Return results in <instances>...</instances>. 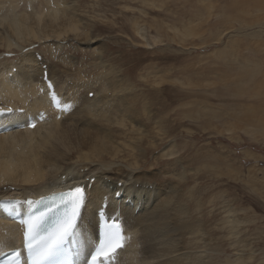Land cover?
I'll return each instance as SVG.
<instances>
[{
    "label": "rangeland",
    "instance_id": "1",
    "mask_svg": "<svg viewBox=\"0 0 264 264\" xmlns=\"http://www.w3.org/2000/svg\"><path fill=\"white\" fill-rule=\"evenodd\" d=\"M67 1L68 9H73L71 13L76 12L80 26L89 28L85 31L83 43H79V38L68 32L65 38L60 37L57 40L54 38L53 42L40 40L33 46L26 45L30 51L35 50L39 53L43 57L44 66H50L56 74L55 78L60 81L75 77L77 72L83 75L89 73L90 77L101 73L104 69L96 62L100 58L105 69L113 68L112 72L118 71L117 76L120 77L125 91L129 90L130 95L135 96L134 101L126 103L130 110L136 112L143 106L150 107L151 110H155L156 120L169 122L166 130L170 134L164 128L157 127L156 123L152 124L154 120L140 127L143 151V155L138 159L140 169L133 171L130 163L119 158L110 162L104 161L102 165L90 163L89 167H92L90 170H99L103 167L101 170L109 172L123 168L134 174H143L148 179H152L147 185L153 191L159 186V182L164 183L167 190L179 188L176 194L184 209L188 202L199 204L202 208L201 215H203L205 230L188 236L192 242L186 245L181 258L188 257L192 260L195 256L202 264H226V259L237 258L238 253H243L245 256L253 253L254 260L248 264H264V182L260 180L263 178L262 170L264 169V135L258 134L264 130L260 127V123L264 121V10L255 14L252 8L254 5L252 3L264 4V0ZM150 1L154 2L155 8L151 7ZM237 3H241L242 7L237 8L239 5ZM206 4L210 8L208 13L204 11L203 19H206V22L194 30V34L201 38L183 43L171 35L167 40L165 32L156 31L159 30L158 26L162 20L164 23L172 24L173 22L174 25L180 21L187 22L188 19H192L191 16L197 8L202 10ZM173 17L177 19L176 24L172 20ZM132 18H136L139 24L138 34H135L128 25ZM229 18L232 21L231 24H225L224 21H228ZM257 18L261 21L257 22ZM185 25L192 26V24ZM3 35L7 37L6 33ZM193 44L201 47H194ZM60 46H66L64 51L57 50ZM16 47V44L12 46V48ZM0 49L3 50L2 47ZM40 51H45L49 60L57 64L56 67L44 58ZM221 51H224L225 58L230 59L229 63L235 65V68L246 67L245 71L234 74L235 77H229L230 80L235 79L237 86L235 89H241L239 94L236 93L237 96L230 95L227 88V96L214 95L215 89L221 91V88L211 83L215 82L218 75L223 80L226 79L221 76L220 65L210 64V58L213 55H219ZM8 56L9 61H15L18 58L15 54ZM57 59L59 60L56 61ZM95 63L96 69L93 68ZM78 66L82 69L77 70L75 67ZM207 68L213 69L206 70ZM161 77L173 83L155 85L150 81L159 80ZM134 78L138 80L134 81ZM243 78H245L244 82ZM109 80L113 82L112 78ZM181 80L182 83L186 80L190 81L189 92L180 84ZM240 83H246V86L239 85ZM247 88L249 92L243 93L244 90L247 91ZM258 91L260 96L250 97L251 92ZM179 92L183 94L180 95ZM231 92L234 94L233 91ZM92 95L89 93L88 98L91 99ZM253 106L256 109L253 115L258 119L257 125L256 123L250 125V121L247 122L249 118L243 117V111ZM194 107L205 108L203 110L206 114L204 130L198 127L203 122L197 121V118L193 120L183 118L188 116V112L195 113ZM252 120L255 121V119ZM234 123L237 127L232 128L230 124ZM77 124L75 120L67 122L69 129ZM158 126L161 127V125ZM43 129L42 135L48 132L50 127ZM128 136L136 139L135 134H128ZM65 145L69 149L73 148V144L65 143ZM184 145H186L185 148ZM61 150L68 153L63 147ZM248 154L250 155L246 156ZM120 155L125 156V153ZM161 155L166 156L161 157ZM66 164L73 168L77 166L88 168V162L80 163L76 156L66 161ZM227 168L230 171H227ZM69 171L63 172L62 168L57 169L53 179H60L59 176L62 173L66 174ZM182 174L187 177L184 184L175 180L176 177L179 180ZM251 175L255 176L254 180L250 178ZM164 176L172 179L167 181V177L164 179ZM98 177L96 174L94 176L90 174L84 177L83 183L90 178L95 180ZM113 177L115 175H112ZM171 181L174 184H170ZM130 182H127V185H130ZM106 183L109 186L110 182ZM9 185L10 189H13L9 196L18 198L23 192L19 187L21 184L18 187H16L17 184ZM90 186H88L89 189ZM132 187L136 189L137 186ZM160 201L154 198L152 206L150 207V203L146 206L147 209L150 208L149 210L152 211ZM227 205L237 208L236 210H246V213L238 210L235 218L237 219L240 215L241 219L238 221L243 222L245 220L242 215L246 214L243 216H246L248 221L242 224L240 238L234 249L231 246L233 239L229 232ZM190 206L192 207H189V213L194 215L196 206ZM137 212L145 213L142 209H137L135 213ZM205 245L209 250L204 251ZM198 256L201 258L199 259Z\"/></svg>",
    "mask_w": 264,
    "mask_h": 264
},
{
    "label": "bare ground",
    "instance_id": "2",
    "mask_svg": "<svg viewBox=\"0 0 264 264\" xmlns=\"http://www.w3.org/2000/svg\"><path fill=\"white\" fill-rule=\"evenodd\" d=\"M67 2V0H0V47L3 48V50L0 49V53L6 51L0 54V109L8 110L11 108L13 110L10 115L0 117L1 130L4 128L8 129L5 130L7 132H0V199H36L77 186L86 187L85 206L82 208L78 219L79 243L81 241L85 243L86 240L90 244L92 236L96 239V211L102 198L106 196L109 199L107 201L108 218L117 220L118 217L125 232L123 248L116 251L113 264H202L195 256H193L192 260L188 259V257H180L186 250V245L192 242V239H188V236L205 230L203 215H201L202 208L199 204L188 202L184 209L176 194L179 188L174 187L167 190L165 184L159 182V186L153 191L147 185L150 184L152 179H148L143 174H134L132 171H126L123 168L107 172L101 170L103 167L99 168V170H90L92 167H89L90 163L102 165L104 161L110 162L113 159L121 158L131 164L133 171L134 169H140L138 159L143 155L141 148L142 131L140 127L146 126L150 121L154 120L152 124L156 123L157 127L166 130L169 122L156 120L155 110H151L150 107L143 106L141 110L136 112L130 110L126 103L134 101L135 96L130 95L129 90L128 92L125 91L120 82V77L117 76L118 71L114 70L112 72L113 68L105 69L100 58L96 62H98L97 65L102 66L104 69L101 73L90 77L89 73L83 75L77 72L75 77L60 81L55 78L56 74L50 66H44L43 57L36 53L35 50L30 51V48L26 46H33L35 42L40 40L53 42L54 38L56 40L60 37L65 38V34L68 32L76 35L79 38V43H83L85 31L89 28L84 25L80 26L76 12L71 13L73 9H68ZM153 3L151 2V7L154 6L155 8ZM252 4H254L252 8L255 14L263 12L264 4L260 2ZM237 5V8L242 7L241 3H237ZM204 9L203 7L202 10L197 8L195 13L192 12L194 13L191 16L192 19L186 20L187 22L180 21L177 25H174L173 22L172 24L164 23L162 20L158 26L159 30H155L157 32H165L167 40L171 35L177 41L180 40L183 43L192 42L201 38V36L194 34V30L206 22V19H203L204 11L208 13L210 10L209 5L206 4ZM172 20L175 21L177 19L173 17ZM136 21V18H132L128 25L135 34H138L139 24ZM260 21L257 18V22ZM231 22L230 18L228 21H224L225 24H231ZM165 24L167 25L165 26ZM185 24H192V26ZM164 26L165 28L163 29ZM4 33L7 34V37L3 35ZM15 44L17 47L12 48ZM42 44L45 45L44 43ZM193 45L194 47H201L200 45ZM65 47L60 46L57 50L64 51ZM224 51L219 52L217 56L213 55L210 58V64L220 65L221 76L226 80H223L218 75L215 82L210 83L221 88V91L215 89V96H227L226 88L229 90L230 95L237 96L236 93L239 94L241 89H235L237 87L235 79L231 78L232 80H230L229 77H235L234 74L245 71L246 67L235 68V65L229 63L230 59L225 58ZM40 52L43 53L44 58L49 60L45 51ZM13 54L18 56L17 60L9 61L8 55ZM37 54L41 58L39 61L36 59ZM49 62L56 67L57 64L50 60ZM43 67L45 68L43 69ZM75 68L77 70L82 69L79 66ZM93 68H97L96 63ZM210 69L213 68H207L206 70ZM44 72L52 83L54 92L58 95L61 104L70 105L67 113H55L50 108V103L46 96L47 90L42 81ZM108 78H112L113 82ZM137 80L135 79L134 81ZM244 80L245 78H243V82ZM150 81L154 82L155 85L173 83V81L170 82L165 77ZM189 83V80L184 83L181 80L180 84L189 92L190 88L188 86H191ZM239 85L246 86V83H240ZM245 92L246 94L249 92L248 88L243 93ZM89 93L93 94L91 99L88 98ZM254 95L260 96V91L250 93V97ZM200 108L194 107L195 113L188 112V116H183V118H191L192 120L197 118V121L203 122L198 127L204 130L206 114L203 110L205 108ZM16 110H21L22 114H17ZM139 111L142 112L140 113ZM39 113L44 115L45 119L43 122H36L35 118ZM243 113L245 119L246 117L249 118L247 122L250 121V125L255 123L257 125L258 119L253 115L256 113L254 106L247 108ZM28 117L34 118L36 122L34 129L26 128ZM176 118L178 117L176 116ZM252 119H255V121ZM70 120H75L78 123L77 125H72V129L67 126V122ZM232 120L234 121L233 117ZM263 123L264 121L260 123L261 129H264ZM158 125H161V127ZM44 126L50 127V130L42 135V132H44L43 128H46ZM230 126L235 128L237 124H230ZM226 130L231 131L232 129ZM166 132L170 134L169 131L166 130ZM128 134H135L136 139H132ZM258 134L264 135V130ZM65 143L73 144V148L69 149ZM61 147L66 149L68 153L61 150ZM185 147L186 145H184ZM121 153H125V156L120 155ZM74 156L80 163L88 162V168L87 166L73 168L67 165L66 161ZM163 156L166 155H161V157ZM61 168L63 172L71 171L66 174L62 173L59 176L60 179H53L54 175L57 174V169ZM226 170L230 171L229 168ZM112 171L114 173H111ZM262 171L263 178L260 180L264 182V169ZM90 174L99 176L93 181V185L90 186L91 191L88 188V184L83 183L84 177ZM112 175H115V177L112 178ZM149 177L151 176L149 175ZM165 177L167 176L163 178L165 179ZM253 177L255 176L251 175L250 178L254 180L255 178ZM185 178L187 177L182 174L179 180H177V177L175 180L181 182L180 184H184ZM166 179L170 181L172 178L167 177ZM100 181L101 183H99ZM107 181L110 182V187L107 185ZM127 182H130V185H127ZM9 184H17L16 187L21 184L19 187L22 188L23 192L18 198L9 196L8 189L11 188ZM118 184H121V188H119ZM170 184L174 183L171 181ZM123 185L125 186L123 187ZM133 185L137 186L136 189L132 187ZM118 191L122 193L121 198L113 200V194ZM180 196L184 195L180 194ZM154 198H158L161 201L151 211L146 206L151 203V207ZM126 200L128 202L125 204ZM190 205L196 206L194 215L189 213V207H192ZM226 207V213L229 217V232L231 239H233L231 246L234 249L240 238L239 232L242 231V224L248 221L246 216H243L246 214H243L242 217L245 221L239 222L238 220L241 219V216L238 215L237 219L235 218L239 209L236 210L237 208L230 205ZM137 209H142L145 213H135ZM239 211L246 213V210L243 209ZM183 215L184 217H182ZM20 241L21 231L19 226L6 219L0 213V253L17 248ZM206 246L203 247L205 248L204 251L209 250L206 249ZM196 247L198 248L197 245ZM237 255V258L226 259V264H248L254 260L253 253H249L247 256L243 253H238ZM198 258L200 259L201 256H198Z\"/></svg>",
    "mask_w": 264,
    "mask_h": 264
},
{
    "label": "snow or ice",
    "instance_id": "3",
    "mask_svg": "<svg viewBox=\"0 0 264 264\" xmlns=\"http://www.w3.org/2000/svg\"><path fill=\"white\" fill-rule=\"evenodd\" d=\"M6 111L11 113L13 110L8 109ZM4 113L5 110L0 109V115ZM28 126L34 127L35 122H29ZM59 200L60 205L70 206L71 212L56 221L53 226L44 228L45 220L49 216L51 208L33 214L23 221L25 244L32 264H44L46 261L54 260L63 252V246L73 232L75 217L85 200L84 191L77 186L69 189L66 193H61ZM28 203L31 204L32 202L29 201ZM42 231L44 234L41 236ZM124 240L122 226L116 220H104L98 225L96 242L87 250L77 248L75 255L77 257L83 256L79 264H113L116 249L123 246Z\"/></svg>",
    "mask_w": 264,
    "mask_h": 264
}]
</instances>
